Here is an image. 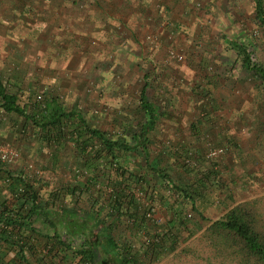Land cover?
<instances>
[{"label":"crops","instance_id":"crops-1","mask_svg":"<svg viewBox=\"0 0 264 264\" xmlns=\"http://www.w3.org/2000/svg\"><path fill=\"white\" fill-rule=\"evenodd\" d=\"M257 26L264 39L256 0H0V86L16 94L26 113L41 114L56 104L81 110V104L103 103L101 110H89L91 116L104 115L124 86L127 141H134L147 119L141 96L155 113L146 148L131 147L142 149V163L155 170L147 156L155 147L168 150L169 160L172 150L188 149L203 170L195 180L205 183L211 171L229 175L231 163L240 164L242 154L264 142V44L256 41ZM223 35L227 44L201 40ZM169 48L182 52L183 59L169 56ZM246 51L261 61L260 68L248 62ZM2 102L0 95V141L18 148L20 156L0 164V232L6 231L0 236V264H16V250L9 244L19 233L21 243L36 242L37 235L42 242L59 244L58 238L44 235L52 227L26 198L31 196L25 186L29 179L40 205L51 190L37 191L43 180L30 174V163L36 156L64 159V145L73 152L66 158L80 162L81 151L74 138L54 141L24 114L5 110ZM211 145L224 147L218 161L206 155ZM175 156L177 162L183 157ZM77 207L62 202L51 209L64 214ZM56 226L64 230L65 220Z\"/></svg>","mask_w":264,"mask_h":264},{"label":"rangeland","instance_id":"rangeland-1","mask_svg":"<svg viewBox=\"0 0 264 264\" xmlns=\"http://www.w3.org/2000/svg\"><path fill=\"white\" fill-rule=\"evenodd\" d=\"M205 26L202 28L204 35H206L208 25L205 24ZM257 30L259 32L257 31L256 41L264 44L258 26ZM228 32L229 30L224 34ZM230 39L233 38L229 37ZM194 40H198V38ZM201 40L208 44H214L217 40L226 44L228 42L224 35L213 38L206 36ZM196 42L200 44L199 40ZM208 46L211 48V45ZM208 46L205 49L209 48ZM123 72L124 70H118L119 74ZM118 91L119 94L114 95V99L108 104L109 108L102 111L104 115L91 116L93 111H89L92 108H97V111L101 110L103 103L78 106L90 126L100 128L107 126V134L112 138H124L125 133L124 86H120ZM81 138L82 143H87V152L82 153L80 150V162L75 159L73 163L72 160H69L70 158H66V156L71 157L73 152L64 144L65 147L62 146L60 149L64 159L60 157L51 161L42 156V161H40L36 159L37 156L34 157L35 159L30 163L28 170L30 174H38L39 180L41 176L43 180L42 185L36 189L37 191L44 189V193L47 192V189H51L47 195V201H53L55 207L63 202L65 206L77 204L78 214L90 212L96 215L99 213L98 217L100 218L107 214L108 220L115 221L112 234L119 245L124 246L125 243L130 246L132 252H135L142 261L141 264H234L231 257L223 258L220 253L214 251L204 233L206 232L205 228L213 220L223 217L235 207L246 209L252 215L255 226L264 227V142L255 146L254 150L258 148L256 151L250 148L245 155L242 154L241 161H237L240 164L231 163L229 175L217 171L215 176H211V180L203 184L199 183L191 193L195 210L191 200L183 197L182 191L169 185L168 180L163 177L164 172L168 173L178 188L189 185L191 189L194 186L195 178L199 177L203 171H200L198 162L195 160L196 163L191 166L192 169L186 171L183 165L186 162L181 158L177 162L175 156V153L178 156L179 154L187 156L188 149L185 151L175 149V153L170 150L171 157L174 158L170 160L167 157L168 150L157 147L150 149L148 157L153 158V166L161 170L160 174H163L161 176L157 175L154 169H149L142 163L144 154L140 148H131L128 151L122 149H113L111 152L102 151V146L96 138L85 134V132ZM256 153L260 155L257 156ZM215 158L212 159L217 160L218 156ZM73 174L77 176L79 182L81 180L89 186L90 195L83 192L81 197L76 196L74 200L73 196L69 194L62 195V199L50 195L54 191L55 194L59 193L61 196L62 186L73 184L75 186L76 179L74 180L72 177ZM136 175H141L143 179L136 178ZM88 179L91 181L86 183ZM109 179L112 180L113 185L107 184ZM127 182L135 192L137 203L136 212H134L135 218L128 217L124 211L117 213L108 207L113 191L121 188L124 193V183ZM100 187L104 192H99ZM91 197L97 198V201L93 203L89 199ZM101 205L104 206L103 209L100 207ZM179 213L185 220L182 225L179 222V218H181ZM60 233L73 247L80 245L79 236H67L63 229H60ZM40 242L37 246L41 252H35V256L31 254L32 251L28 252L33 264H88L70 249H61L57 243L53 245L51 251H43L41 245L43 243ZM153 242L158 243L157 248H154L155 251L151 250ZM96 254V257H99L103 253L98 251Z\"/></svg>","mask_w":264,"mask_h":264},{"label":"trees","instance_id":"trees-1","mask_svg":"<svg viewBox=\"0 0 264 264\" xmlns=\"http://www.w3.org/2000/svg\"><path fill=\"white\" fill-rule=\"evenodd\" d=\"M256 15L260 22L264 25V9L261 0H256ZM246 52L245 56H247V60L250 63V54L249 52ZM252 66L257 67V69L258 67L260 68L259 63L252 64ZM0 95L3 99L1 105L5 110H12L24 114L26 118L31 119L35 124L45 129L46 137L53 139L54 141H58L63 138H74L77 147L82 151V153L87 152V143H82L81 140L84 132L85 134H88L99 141L100 145L102 146V151L107 150L111 152L113 149H122L124 151H128L131 147H134L137 144H141L143 148H146L149 139V131L152 129L155 122V113L153 111V107L141 96L140 104L147 114V119L141 127V131L138 134H133L132 139L135 142H129L125 139V136L124 138H112L104 130L90 126L84 118L81 110H78L77 108L65 109L59 104H56L51 108L42 110L41 114L40 112H37V114L26 113L22 106H20L16 101V94L8 93L3 87L0 86ZM186 153H188L187 156H183V158H185L181 159L186 162L183 165L185 170L188 171L189 169H192L191 166L196 163V158L192 156L188 150ZM186 158H189L190 161H186ZM0 164L2 165L5 163ZM155 171L157 172V175H163L160 174L161 170L159 168H155ZM211 173H213V176L217 174L216 171H211ZM164 174L165 175H163V177L168 180L169 185L180 189L184 195L183 197L189 198L192 202L193 209L196 210L195 206L193 205V197H191V193L195 188H197L199 183H204V179L201 178L198 181L194 180L195 184L191 189L189 185L178 188L175 185L173 178L169 176L168 173L164 172ZM207 177L208 176L205 178ZM136 178H139L140 180L143 179L141 175H136ZM29 181L30 179L27 181V184L25 182V186L29 191H31V196H29L28 193L26 198L32 199L33 208L39 209L40 213L42 211L43 217L46 218V221L52 227V233L43 234L51 239L58 238L59 244L57 245H60L61 249H70L72 252L78 254L80 259H84V261L88 264H141L142 261L137 257L135 252H132L130 246L126 245L125 243L124 246L119 245L116 238L112 234L115 228V221L113 219L108 220L106 218L107 214L100 218L98 217L99 213L96 215L90 212H87L86 214H78V211L76 209L74 210L73 208V210H66L64 214H61L58 211L54 212L52 211L53 209H51L52 207H55L53 206L55 205L53 201L48 200L43 206L40 205L37 197L38 195L35 192V188H33L34 184H32L33 182ZM89 181L91 180L88 179L86 183ZM109 183L113 185L111 179L107 181V184ZM87 190H89V186L83 181H80L79 183H76L75 186L74 184L70 186H62L60 189V195L62 196L64 194H69L72 196L74 195L81 197V193L83 192L90 195V190L89 192H87ZM122 190L121 188H117L115 191H113L114 193L112 194L113 196L110 197L111 202L108 207L117 213H123L124 211V214L128 217L135 218L134 212H136L135 207H137V203L134 188H132V186H130L127 182L124 183V193ZM99 192H104L102 187L99 188ZM50 195L56 197V195L59 196V193L55 194L53 192ZM73 199L75 198L73 197ZM89 199L93 203L97 201V198L94 197ZM47 206L50 210L46 209ZM100 207L103 209L104 206L101 205ZM0 213L3 214V211ZM178 215L181 217L179 218V222L181 225L184 224L185 220L182 218L181 213ZM59 220H65L66 226L64 230L67 236L77 235L80 237L79 246L73 247V245L66 242L64 237H61L62 234L56 226ZM15 222L18 223L19 221L15 220ZM258 226L259 225L255 226L252 215L246 209L235 207L227 212L223 217L213 220L207 226V228H205L207 233L205 232L204 235L205 238L208 239L207 241L209 244H211L214 251L220 253L223 258L231 257V261H233L234 264H264V227L260 226L258 228ZM32 231L35 232L36 230L32 229ZM3 233L5 234L6 231L4 232L1 230L0 236ZM17 236L18 239L11 241V244H9L16 250L15 260L17 262L14 259L13 261H15L16 264H33L30 257L28 256V252L30 251L31 253L32 251L31 254H34V256L35 252H41L40 248L37 246L41 243L40 236L36 235L37 238L35 236V239L37 240L36 242L32 239L28 240V242L22 243L19 242L20 233ZM54 241L56 240H49L47 243L43 241V244H41L43 246L42 250L51 251L55 243ZM157 246L158 243L153 242L151 250L155 251L154 248H157ZM98 251H101L103 254L99 257H96V253Z\"/></svg>","mask_w":264,"mask_h":264},{"label":"built area","instance_id":"built-area-1","mask_svg":"<svg viewBox=\"0 0 264 264\" xmlns=\"http://www.w3.org/2000/svg\"><path fill=\"white\" fill-rule=\"evenodd\" d=\"M168 54L169 56L171 55L178 59H183L184 57V54L182 52H179L175 48H169ZM250 63L251 65L258 63V59L256 58V56H254V54H251L250 56ZM224 151H225L224 147L222 146L211 145L208 147L206 151V155L210 158H215L218 155L222 154ZM19 156H20V152L18 148L14 147L10 143L0 141V163H8L10 161L17 159ZM185 160L190 161L189 158H186Z\"/></svg>","mask_w":264,"mask_h":264}]
</instances>
